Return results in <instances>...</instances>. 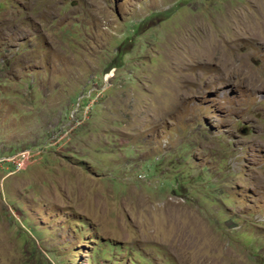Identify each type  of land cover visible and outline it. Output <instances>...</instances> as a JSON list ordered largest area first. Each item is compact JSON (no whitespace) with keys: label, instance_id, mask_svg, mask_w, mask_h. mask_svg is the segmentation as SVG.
<instances>
[{"label":"rangeland","instance_id":"374dc122","mask_svg":"<svg viewBox=\"0 0 264 264\" xmlns=\"http://www.w3.org/2000/svg\"><path fill=\"white\" fill-rule=\"evenodd\" d=\"M0 264H264V0H0Z\"/></svg>","mask_w":264,"mask_h":264},{"label":"built area","instance_id":"2783aa9c","mask_svg":"<svg viewBox=\"0 0 264 264\" xmlns=\"http://www.w3.org/2000/svg\"><path fill=\"white\" fill-rule=\"evenodd\" d=\"M30 151L24 150L14 155L5 157L2 162L10 164L14 172H19L24 169L27 164V161L30 157Z\"/></svg>","mask_w":264,"mask_h":264}]
</instances>
